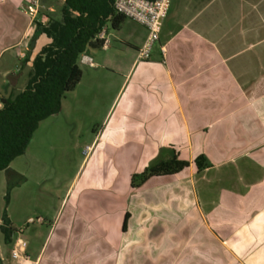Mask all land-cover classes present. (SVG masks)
<instances>
[{
  "label": "crops",
  "instance_id": "1",
  "mask_svg": "<svg viewBox=\"0 0 264 264\" xmlns=\"http://www.w3.org/2000/svg\"><path fill=\"white\" fill-rule=\"evenodd\" d=\"M30 4L0 0V108L47 43L30 48L36 23L59 19L65 0H40L36 18L21 11ZM159 34L146 60L147 29L128 18L86 50L93 64L49 123L76 128L81 167L56 209L23 199L9 241L1 228L0 264H264V0H173ZM174 153L188 168L133 185Z\"/></svg>",
  "mask_w": 264,
  "mask_h": 264
},
{
  "label": "trees",
  "instance_id": "2",
  "mask_svg": "<svg viewBox=\"0 0 264 264\" xmlns=\"http://www.w3.org/2000/svg\"><path fill=\"white\" fill-rule=\"evenodd\" d=\"M126 19L116 13L114 0H65L59 19L36 23L30 48L42 36L47 38V43L33 59V74L24 90L5 99L0 108V172L8 170L16 158L26 153L40 123L60 112L64 97L82 78V54L90 47L105 45V40L98 36L103 28L110 24L117 29ZM195 162L199 170L209 167L204 155ZM188 166V161L174 153L134 175L132 183L140 186L152 177L175 175ZM13 229L4 214L2 230L6 241L10 240Z\"/></svg>",
  "mask_w": 264,
  "mask_h": 264
},
{
  "label": "rangeland",
  "instance_id": "3",
  "mask_svg": "<svg viewBox=\"0 0 264 264\" xmlns=\"http://www.w3.org/2000/svg\"><path fill=\"white\" fill-rule=\"evenodd\" d=\"M111 27V25H110ZM112 28V27H111ZM90 114L79 113L77 119L82 121V140L85 139L88 132L93 128L92 111ZM99 115H95L97 118ZM63 117L64 114H61ZM55 119V116L47 120L33 136L27 151L24 155L16 158L10 165L16 172L24 174L27 178V183L24 187H20L21 179L16 173L6 174V171L0 172V243H2L4 234L1 230L3 216L7 214L10 220H14L17 225V218L22 217L24 211L22 209L23 199L30 197V194L35 192L36 197L42 201L47 200L51 210L56 209L61 193L66 191L71 184L75 174L81 167L85 153L81 147V143L76 140L75 129L66 130L63 123H59L54 129L55 136L52 135L49 129V123ZM85 165V163H84ZM83 165V167H84ZM82 167V169H83ZM80 170V173L82 171ZM39 181L41 187L38 188L36 182ZM21 188V189H20ZM35 188V189H34ZM60 193H59V192ZM30 193V194H29ZM35 217L34 213L30 212ZM11 225L13 227L12 221Z\"/></svg>",
  "mask_w": 264,
  "mask_h": 264
},
{
  "label": "built area",
  "instance_id": "4",
  "mask_svg": "<svg viewBox=\"0 0 264 264\" xmlns=\"http://www.w3.org/2000/svg\"><path fill=\"white\" fill-rule=\"evenodd\" d=\"M173 0H114V8L116 13L122 14L128 19L134 20L143 25L148 32L147 38L138 50V59L146 60L152 55L155 45L158 43L160 34L159 29L162 20L168 15ZM41 4L40 0H31V4L27 7H21V11L31 18H36L39 14ZM106 33V26L98 35L102 38ZM162 52L165 53L164 48ZM80 63L93 64V59L82 54ZM89 147L85 148V152ZM33 221V219H30ZM18 255L17 251H13V256Z\"/></svg>",
  "mask_w": 264,
  "mask_h": 264
}]
</instances>
